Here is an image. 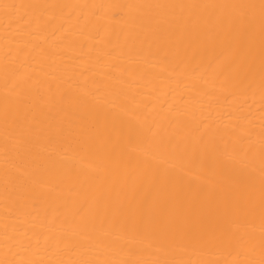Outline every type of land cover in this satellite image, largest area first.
Listing matches in <instances>:
<instances>
[{
  "label": "bare ground",
  "instance_id": "6f19581e",
  "mask_svg": "<svg viewBox=\"0 0 264 264\" xmlns=\"http://www.w3.org/2000/svg\"><path fill=\"white\" fill-rule=\"evenodd\" d=\"M0 264H264V0H0Z\"/></svg>",
  "mask_w": 264,
  "mask_h": 264
}]
</instances>
